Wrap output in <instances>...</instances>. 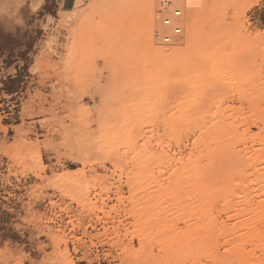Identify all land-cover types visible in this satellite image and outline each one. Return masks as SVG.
<instances>
[{"label":"rangeland","instance_id":"374dc122","mask_svg":"<svg viewBox=\"0 0 264 264\" xmlns=\"http://www.w3.org/2000/svg\"><path fill=\"white\" fill-rule=\"evenodd\" d=\"M163 1L151 51L146 0H27L0 14V264H264L250 245L230 250L249 225L234 215L264 200L252 193L264 0H204L197 36L187 16L169 45L156 34ZM212 37L224 58L205 76L197 56ZM199 215L217 243L178 248Z\"/></svg>","mask_w":264,"mask_h":264},{"label":"bare ground","instance_id":"6f19581e","mask_svg":"<svg viewBox=\"0 0 264 264\" xmlns=\"http://www.w3.org/2000/svg\"><path fill=\"white\" fill-rule=\"evenodd\" d=\"M25 1H27V0H0V14H2L3 12L2 11H6V10H8V9H17L18 8V6L20 5V4H23ZM30 2H31V4L32 5H34V6H38V4L41 2V0H29ZM164 1H168V2H171L172 4H173V6H175V7H177V8H179L181 11H182V15H183V17H182V20H183V23L181 24V26H182V30L185 28L184 27V23H186V17L188 18V29L190 30V36H191V39H192V37H194L195 35H196V33H197V30H198V18H197V16H196V14H198L197 12V10H198V8H200L201 6H203L204 5V0H164ZM263 0H254V1H252V3L250 4V6H249V10L250 9H252V8H254V7H256V6H259L260 5V3L262 2ZM206 2H207V0H206ZM206 5H207V3H206ZM144 8L146 9L145 11H146V13L149 15V19H148V22L150 23L149 25H148V28H147V24L145 25L146 26V30H145V32H144V40L149 44V50L151 51V50H153V45H152V20H153V17H154V0H146V3H145V6H144ZM211 10V9H210ZM169 15H171V14H169ZM1 17H4V16H1L0 15V18ZM161 23H160V26H159V28H158V30H157V35H158V37L159 36H161L162 34H164V27H163V23H162V21H160ZM187 24V23H186ZM183 32V31H182ZM183 35V34H182ZM189 35V34H188ZM222 35V34H221ZM197 36V35H196ZM195 36V37H196ZM188 37V36H187ZM178 38H180V37H178ZM217 38V37H216ZM216 38H213L212 37V39H209V38H207L208 40H213V39H216ZM177 39V38H176ZM194 39V38H193ZM180 40V39H179ZM217 40V39H216ZM219 41H216V43H214L215 42V40L214 41H212V44H209L208 42H204L205 44L206 43H208L207 45H205L204 43V49L202 50V57H200V56H197L198 58H203V59H201L202 60V63L200 64L201 65V68H202V70H203V72H204V75L206 76L208 73H214L215 74V72L216 71H214V72H210V70L212 69V68H214L215 66L214 65H216L217 63L218 64H220V61H221V58H224L223 57V55H222V48L224 47L225 48V46H222L219 42L221 41V39H218ZM211 41H210V43H211ZM186 42V41H185ZM176 43V42H175ZM222 43V42H221ZM144 46V45H143ZM203 48V47H202ZM201 48V49H202ZM157 55V54H156ZM199 55V54H198ZM220 67V66H219ZM244 67H245V62H244V60L239 64V66H238V68H237V73L239 74V75H241L242 76V72L244 71ZM222 68V67H221ZM229 69V68H228ZM228 69H227V71H228ZM214 70H215V68H214ZM221 71V70H220ZM235 72V71H234ZM228 73H231V69H230V72H228ZM234 75H235V73H234ZM190 78H192V76L190 77ZM238 78V77H237ZM188 81H190V80H187V82ZM174 83V82H173ZM179 83V82H178ZM179 84H183V85H181V86H184L183 87V89L184 88H186L187 87V85L188 86H190V87H187V89H188V91L189 90H192V89H190L191 88V85L190 84H185V83H179ZM186 85V87H185V85ZM182 92H184V91H182ZM181 92V93H182ZM178 93V92H177ZM184 93H186V92H184ZM184 93H183V95H184ZM188 94V93H187ZM190 94V93H189ZM249 130V129H248ZM256 137V136H255ZM241 139V138H240ZM244 139H246L245 137H244ZM255 139H257V138H255ZM243 140V139H242ZM241 140V142H245L246 143V141L244 140V141H242ZM259 140V139H258ZM262 140V139H261ZM255 141V140H254ZM253 141V142H254ZM263 141L264 140H262L261 142H259L258 141V143H263ZM248 142V141H247ZM254 143H256V142H254ZM260 145V144H259ZM261 145H264V144H261ZM260 145V146H261ZM263 147V146H262ZM264 148V147H263ZM245 152V151H244ZM263 152H264V149H262V150H260V153H258L259 155H256L257 156V158L255 157V159H256V164L255 165H257V163H258V166L260 165V163H264V155H263ZM251 154V153H250ZM244 155V154H243ZM253 156V155H252ZM241 157V156H240ZM248 157V156H247ZM254 165V166H255ZM253 166V167H254ZM257 166V167H258ZM262 166L264 167V165L262 164ZM261 167V166H260ZM191 169V168H190ZM192 170V169H191ZM191 170H189V168H188V170H186V171H191ZM185 173H188V172H185ZM184 173V174H185ZM193 173V172H192ZM259 173V172H258ZM194 174V173H193ZM257 174V173H256ZM183 175V174H182ZM187 175V174H186ZM191 175V174H190ZM200 175H201V173H200ZM199 174L197 175V178L199 179L200 176ZM195 176V175H194ZM194 176H192V178H194ZM254 176H256V175H254ZM260 177H259V179H260V181H261V186L259 185V188H258V186H257V188L258 189H255V190H253V192L252 193H254V195L255 196H257V197H259V196H262V195H264V192H263V190H264V170H263V168H262V171H261V173H260V175H259ZM179 177H181V176H179ZM183 177H185V176H183ZM182 178V177H181ZM191 178V177H190ZM255 179V178H254ZM258 178H256V180H257ZM258 179V180H259ZM262 179V180H261ZM257 180V181H258ZM255 181V180H254ZM260 181H258V182H260ZM189 182H191V181H189ZM188 182V177H186L185 178V181H183V185L182 186H179V185H177L176 184V186H173V187H175V188H190V186H192V185H190L189 186V183ZM171 183H172V181H171ZM177 183V182H176ZM199 183V182H198ZM253 183V182H252ZM240 184V183H239ZM243 184V183H242ZM175 185V184H174ZM257 185V184H256ZM194 186H199V184H197V185H194ZM256 199V198H255ZM257 200H258V198H257ZM240 201H242V202H240V203H243L244 201L243 200H240ZM245 203H246V205H244L243 206V208H242V210L241 211H243V213H241V214H239V212H237V215H234V217L235 218H237V217H240V215H243V218H245V219H243L244 221L245 220H247V222H249V225L246 227L245 226V233L241 236V237H238V238H240V239H238V240H236L235 241V243L233 244V247H232V249H230L231 251L233 250L234 252H236V251H242V250H244V247H246L247 245H250L251 246V248H253V250L254 249H259V250H262V251H264V233L263 232H261V230L260 229H258V227H257V224L258 223H261V222H264V200H261V201H258V202H256L255 200H254V198H250V199H248V200H246L245 201ZM203 206V205H202ZM199 207H200V205H199ZM202 210V209H201ZM199 211V210H198ZM205 211V210H204ZM204 211H203V213L202 214H204ZM199 214V213H198ZM239 214V215H238ZM194 215V214H193ZM202 216H205V215H202ZM194 218V217H193ZM202 219V217H201V215H199V219ZM203 218H205V217H203ZM238 219V218H237ZM242 220V221H243ZM190 221V220H189ZM238 221H239V219H238ZM243 221V222H244ZM153 222H154V219H153ZM212 224V221L210 220V219H202L201 221H200V228L199 229H197V231L196 230H187V232H185V235L186 236H184V238H181L182 239V241H181V239H180V241H181V243L179 242V243H177L178 244V248H185L186 247V245H188L189 244V240H193L192 238H196L197 239V241L200 243V244H205V246L206 245H208V247L209 246H213L215 243H217L216 241H217V239H215V240H213V237L215 238L216 236H217V234H216V236H215V232L216 231H214V232H212L213 230H211L210 228H209V224L210 223ZM238 224V223H237ZM236 224V225H237ZM241 223H239V225L238 226H241L240 225ZM243 224V223H242ZM244 224H245V222H244ZM244 226V225H243ZM211 227H212V225H211ZM214 227V230H217V229H215L216 227L215 226H213ZM242 227V226H241ZM240 227V228H241ZM244 228V227H243ZM242 228V229H243ZM234 229H235V227H234ZM137 231V230H136ZM142 231V230H141ZM151 231V230H150ZM168 231H170L169 229L167 230L166 229V232H167V234H169L170 235V233H168ZM224 231V230H223ZM227 231V230H226ZM232 231V230H231ZM229 231L230 232V234L232 235V232H233V234H234V231ZM145 232V231H144ZM149 232V231H148ZM177 232V231H176ZM220 232H222V231H219V233ZM229 232H228V234L227 235H229V236H231L230 234H229ZM236 232H238V230H237V228H236ZM140 233V232H139ZM143 233V232H142ZM151 233H153L152 231H151ZM218 233V234H219ZM226 233V232H225ZM243 233V232H242ZM156 234H159L158 232L156 233ZM177 234H178V232H177ZM176 233H174V234H171L170 235V238L169 239H174V240H176V239H178L179 238V236H180V234H178L177 235ZM239 234V233H238ZM237 234V235H238ZM144 235V234H143ZM223 235V234H222ZM167 236V235H166ZM234 236V235H233ZM165 237V236H164ZM178 237V238H177ZM232 237V236H231ZM235 237V236H234ZM147 238V237H146ZM219 238V237H218ZM141 239V238H140ZM143 239H144V237H143ZM143 239L142 240H140V242H142L143 241ZM209 240V241H208ZM171 242V241H170ZM174 242V241H173ZM177 242V241H176ZM175 242V243H176ZM205 242V243H204ZM171 244V243H170ZM173 244V243H172ZM194 245V244H193ZM174 245H172L171 247H173ZM204 246V247H205ZM232 246V245H231ZM230 246V247H231ZM170 247V246H169ZM177 247V246H176ZM176 247H174V249H176ZM203 246H199L197 249L199 250V249H201ZM167 248V247H166ZM207 248V247H206ZM210 248V247H209ZM168 249V248H167ZM170 249V248H169ZM173 249V250H174ZM194 250V249H193ZM198 250H196V251H198ZM202 250V249H201ZM183 251H184V249H183ZM185 252H186V250H185ZM200 254L199 255H201L202 256V254H201V252L200 251H198ZM197 252V253H198ZM241 253L242 252H240L239 254L241 255ZM181 254V253H180ZM195 254H196V252H195ZM174 255V254H173ZM176 255V254H175ZM172 256V255H171ZM197 256H198V254H197ZM194 257V256H193ZM199 257V256H198ZM192 258V257H191ZM196 257H194V259H195ZM71 264V263H70Z\"/></svg>","mask_w":264,"mask_h":264},{"label":"built area","instance_id":"2783aa9c","mask_svg":"<svg viewBox=\"0 0 264 264\" xmlns=\"http://www.w3.org/2000/svg\"><path fill=\"white\" fill-rule=\"evenodd\" d=\"M159 14L164 27V34L159 38L163 44L169 45L182 34V11L173 6L171 2L163 1L160 5Z\"/></svg>","mask_w":264,"mask_h":264},{"label":"crops","instance_id":"0c3cea01","mask_svg":"<svg viewBox=\"0 0 264 264\" xmlns=\"http://www.w3.org/2000/svg\"><path fill=\"white\" fill-rule=\"evenodd\" d=\"M76 0H62V5L65 11H70L74 8Z\"/></svg>","mask_w":264,"mask_h":264}]
</instances>
